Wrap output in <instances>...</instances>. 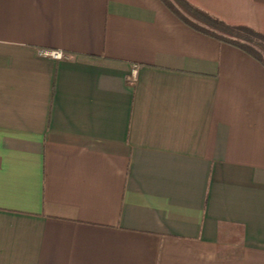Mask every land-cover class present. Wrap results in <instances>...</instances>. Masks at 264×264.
<instances>
[{
	"label": "crops",
	"instance_id": "obj_1",
	"mask_svg": "<svg viewBox=\"0 0 264 264\" xmlns=\"http://www.w3.org/2000/svg\"><path fill=\"white\" fill-rule=\"evenodd\" d=\"M0 264H264V66L161 0H0Z\"/></svg>",
	"mask_w": 264,
	"mask_h": 264
},
{
	"label": "trees",
	"instance_id": "obj_2",
	"mask_svg": "<svg viewBox=\"0 0 264 264\" xmlns=\"http://www.w3.org/2000/svg\"><path fill=\"white\" fill-rule=\"evenodd\" d=\"M178 18L194 30L230 44L254 57L264 66V56L256 48L264 50V34L258 33L248 27L231 26L209 15L208 13L192 6L186 0H176L203 24L186 17L170 0H161Z\"/></svg>",
	"mask_w": 264,
	"mask_h": 264
},
{
	"label": "built area",
	"instance_id": "obj_3",
	"mask_svg": "<svg viewBox=\"0 0 264 264\" xmlns=\"http://www.w3.org/2000/svg\"><path fill=\"white\" fill-rule=\"evenodd\" d=\"M44 54L46 56L52 57L55 60H63V59H67L68 58V56L65 53L61 52V51L44 52ZM137 73H138V70H137V68H135L133 70V72H132V75H131L130 79L135 81L136 78H137Z\"/></svg>",
	"mask_w": 264,
	"mask_h": 264
},
{
	"label": "rangeland",
	"instance_id": "obj_4",
	"mask_svg": "<svg viewBox=\"0 0 264 264\" xmlns=\"http://www.w3.org/2000/svg\"><path fill=\"white\" fill-rule=\"evenodd\" d=\"M173 4L177 5L178 3L176 2V0H170ZM260 53L264 56V50H261L260 48L256 47Z\"/></svg>",
	"mask_w": 264,
	"mask_h": 264
}]
</instances>
